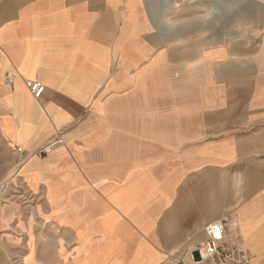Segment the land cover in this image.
<instances>
[{"label":"crops","instance_id":"1","mask_svg":"<svg viewBox=\"0 0 264 264\" xmlns=\"http://www.w3.org/2000/svg\"><path fill=\"white\" fill-rule=\"evenodd\" d=\"M51 144L29 264H172L218 222L264 264V0H0V146Z\"/></svg>","mask_w":264,"mask_h":264},{"label":"rangeland","instance_id":"2","mask_svg":"<svg viewBox=\"0 0 264 264\" xmlns=\"http://www.w3.org/2000/svg\"><path fill=\"white\" fill-rule=\"evenodd\" d=\"M16 153L8 146H0V264H29L26 256L32 240L16 231L17 221L24 220L31 229L30 217L41 211L40 199L25 184L22 170L33 158L45 157L49 152Z\"/></svg>","mask_w":264,"mask_h":264},{"label":"built area","instance_id":"3","mask_svg":"<svg viewBox=\"0 0 264 264\" xmlns=\"http://www.w3.org/2000/svg\"><path fill=\"white\" fill-rule=\"evenodd\" d=\"M27 87L35 99H40L45 91V87L37 82H29ZM10 88L12 89V86ZM53 145L44 148L40 154L49 152ZM205 234L206 240L195 250L198 256L194 253L175 264H256L246 250L229 247L226 244L224 223L218 222L207 226Z\"/></svg>","mask_w":264,"mask_h":264}]
</instances>
